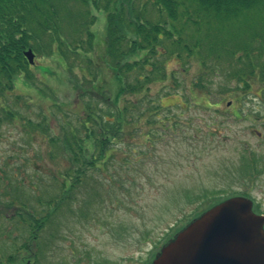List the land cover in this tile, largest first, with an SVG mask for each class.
Here are the masks:
<instances>
[{"label": "rangeland", "instance_id": "374dc122", "mask_svg": "<svg viewBox=\"0 0 264 264\" xmlns=\"http://www.w3.org/2000/svg\"><path fill=\"white\" fill-rule=\"evenodd\" d=\"M94 15L92 29L102 38L104 14L95 10ZM261 25L258 19L234 24L239 27L233 30L241 27L239 36H227L225 41L241 61L235 66L229 53L209 58L210 70L200 78L202 89L192 83L202 71L198 56L170 60L168 69L178 73L176 86L160 101L163 123L158 127L164 131L149 140L144 136L119 144L112 163L102 171H88L67 199L59 195L54 181L42 175L65 168L66 162L47 156L42 140L34 136L38 130L25 128L18 119L1 122L0 185L7 189L0 191V233L4 234L0 244L5 254L14 256L15 247L21 246L22 258L33 256L34 264H151L189 223L226 199L246 198L253 213L264 215V73L261 68L251 74L240 72L247 61L235 49L248 43L243 50L259 67L264 59ZM253 34L255 38L248 36ZM139 55L136 51L133 57ZM29 64L33 77L53 91L55 101L16 76L15 92L33 103L17 113L34 122L43 115L51 133L58 134L64 114L74 122L82 112L77 89L55 56L33 54ZM239 73L245 82L237 79ZM33 169L43 177L36 178ZM15 190V206L22 199L28 207L38 208L39 196L56 201L35 234L9 204Z\"/></svg>", "mask_w": 264, "mask_h": 264}, {"label": "trees", "instance_id": "16d2710c", "mask_svg": "<svg viewBox=\"0 0 264 264\" xmlns=\"http://www.w3.org/2000/svg\"><path fill=\"white\" fill-rule=\"evenodd\" d=\"M95 10L104 14L102 38L92 29ZM254 19L263 25L264 41V0H0V123L18 119L25 128L38 130L34 136L42 140L47 156L66 162L65 168L42 175L54 181L59 195L67 199L88 171L99 172L112 163L119 144L144 136L149 140L164 131L158 127L163 123L160 101L176 86L178 73L168 69L170 60L190 61L198 56L202 71L192 83L202 89L200 78L210 70L206 68L209 58L229 53L232 64H239L241 57H235L225 39L239 36L241 27L232 29L239 27L235 23ZM247 44L235 48L247 61L242 67L246 71L240 72L251 74L261 68L264 73V59L259 67L251 64L248 51L243 50ZM260 46L264 52V42ZM29 49L36 56H55L77 89L82 112L74 122L70 114H64L58 134L51 133L43 115L34 122L17 113L33 103L15 92L16 76H23L39 93L55 101L53 91L33 77L25 58ZM136 51L140 55L134 58ZM237 79L245 82L241 73ZM33 171L36 178L43 177L41 171ZM24 181L22 178V186ZM3 187L0 185V191ZM2 193L9 195L7 190ZM15 193L9 204L35 234L56 201L39 196L38 208L28 207L22 199L15 206Z\"/></svg>", "mask_w": 264, "mask_h": 264}, {"label": "water", "instance_id": "95a60500", "mask_svg": "<svg viewBox=\"0 0 264 264\" xmlns=\"http://www.w3.org/2000/svg\"><path fill=\"white\" fill-rule=\"evenodd\" d=\"M25 56L33 62L30 50ZM263 225L248 199H226L189 223L151 264H264Z\"/></svg>", "mask_w": 264, "mask_h": 264}, {"label": "flooded vegetation", "instance_id": "af4514ba", "mask_svg": "<svg viewBox=\"0 0 264 264\" xmlns=\"http://www.w3.org/2000/svg\"><path fill=\"white\" fill-rule=\"evenodd\" d=\"M0 236H4L3 232L1 231ZM5 246L0 244V264H34L35 260L33 256L30 258H22L21 252L22 247H15L16 254L6 255L5 254Z\"/></svg>", "mask_w": 264, "mask_h": 264}]
</instances>
